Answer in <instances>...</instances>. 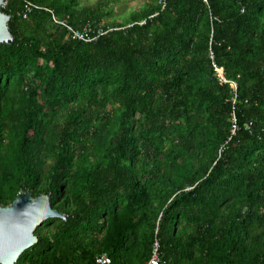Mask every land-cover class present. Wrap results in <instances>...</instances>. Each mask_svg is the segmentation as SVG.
I'll use <instances>...</instances> for the list:
<instances>
[{
  "label": "trees",
  "instance_id": "obj_1",
  "mask_svg": "<svg viewBox=\"0 0 264 264\" xmlns=\"http://www.w3.org/2000/svg\"><path fill=\"white\" fill-rule=\"evenodd\" d=\"M27 1L53 14L2 8L0 207L68 218L16 264H264V0Z\"/></svg>",
  "mask_w": 264,
  "mask_h": 264
},
{
  "label": "water",
  "instance_id": "obj_2",
  "mask_svg": "<svg viewBox=\"0 0 264 264\" xmlns=\"http://www.w3.org/2000/svg\"><path fill=\"white\" fill-rule=\"evenodd\" d=\"M4 4L5 0H0V45L14 41L9 28L11 17L2 11ZM65 216L52 207L49 196L33 197L27 192L11 206L0 207V264H16L37 244L38 227L49 219H67Z\"/></svg>",
  "mask_w": 264,
  "mask_h": 264
},
{
  "label": "rangeland",
  "instance_id": "obj_3",
  "mask_svg": "<svg viewBox=\"0 0 264 264\" xmlns=\"http://www.w3.org/2000/svg\"><path fill=\"white\" fill-rule=\"evenodd\" d=\"M101 1L102 0H80L79 3H80L81 8H84V7H89V6H96ZM104 1L107 2L109 0H104ZM110 1H111L110 5L106 7L107 9H110L113 12V15L111 16V18L107 20L110 22L113 20L117 22L128 20L132 16V13L138 10H141V8L149 2V0H110ZM67 29L69 31V35H68L69 38L74 39V40L80 39V40L87 41V42H92L93 40H97L100 34L104 35L107 33L100 29L96 33L97 36H92L90 33V29L88 30L87 28L84 29L83 33L77 32L75 29H73L70 26H68ZM221 70L223 69H219L218 73H219V76H221L223 79L224 73H221ZM46 161H47L46 162L47 167L53 164L52 159H46ZM42 196H45V195H42ZM65 217L68 218V216H65ZM54 228H55V224L52 225L48 229L43 228L39 233H37L36 231V236L38 237V235H42V236L50 235L51 233L54 232Z\"/></svg>",
  "mask_w": 264,
  "mask_h": 264
},
{
  "label": "built area",
  "instance_id": "obj_4",
  "mask_svg": "<svg viewBox=\"0 0 264 264\" xmlns=\"http://www.w3.org/2000/svg\"><path fill=\"white\" fill-rule=\"evenodd\" d=\"M21 1H24V11H23V18L24 19H28L29 16L33 12H35L36 10L47 11V12H50L53 14V12L46 7H43L41 5L35 4V3L31 2V1H27V0H21ZM5 6H6V3L4 4L3 8H5ZM53 20L59 25H62L64 27H68L67 23L59 21L55 15L53 16ZM76 31L83 33V32L78 31V30H76ZM234 122L236 123V119H234ZM236 130H237V125L235 124V129L233 130V134L236 133ZM111 263H112V261H111L110 257L107 255H101L100 257H98L96 259V264H111ZM148 264H161L159 243L155 244V247H154V250L152 253V258Z\"/></svg>",
  "mask_w": 264,
  "mask_h": 264
},
{
  "label": "bare ground",
  "instance_id": "obj_5",
  "mask_svg": "<svg viewBox=\"0 0 264 264\" xmlns=\"http://www.w3.org/2000/svg\"><path fill=\"white\" fill-rule=\"evenodd\" d=\"M221 73H222V71H221Z\"/></svg>",
  "mask_w": 264,
  "mask_h": 264
}]
</instances>
